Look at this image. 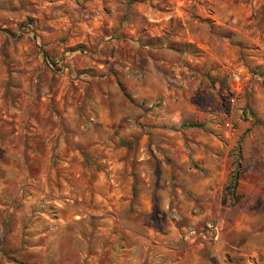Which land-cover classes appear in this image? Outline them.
<instances>
[{"label": "rangeland", "instance_id": "obj_1", "mask_svg": "<svg viewBox=\"0 0 264 264\" xmlns=\"http://www.w3.org/2000/svg\"><path fill=\"white\" fill-rule=\"evenodd\" d=\"M0 264H264V0H0Z\"/></svg>", "mask_w": 264, "mask_h": 264}, {"label": "trees", "instance_id": "obj_2", "mask_svg": "<svg viewBox=\"0 0 264 264\" xmlns=\"http://www.w3.org/2000/svg\"><path fill=\"white\" fill-rule=\"evenodd\" d=\"M188 126H200V124H196V123H188ZM239 171H240V162L237 161L234 163V169L231 171V173L229 174L228 177V185H227V189L231 190L232 192L235 190L237 182H238V178H239Z\"/></svg>", "mask_w": 264, "mask_h": 264}]
</instances>
